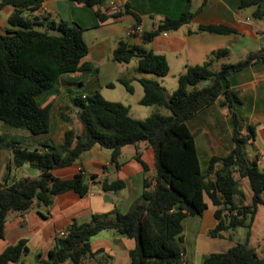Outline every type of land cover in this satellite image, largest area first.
Wrapping results in <instances>:
<instances>
[{
	"label": "trees",
	"instance_id": "1",
	"mask_svg": "<svg viewBox=\"0 0 264 264\" xmlns=\"http://www.w3.org/2000/svg\"><path fill=\"white\" fill-rule=\"evenodd\" d=\"M43 1L0 0V9L4 6L14 8L8 17V23L14 28L0 33V121L32 136L43 137L34 144L23 145L0 134V150L11 151L13 167L29 165L39 171L36 177H22L10 183L6 174L0 181V239L4 236L9 212H25L33 204L48 206L55 195L67 190L81 196L88 192L83 169L67 179L53 175V169L71 165L94 145L108 149L110 164L118 166L124 146L144 142L153 149V176L144 178L143 190L127 212L121 213L116 208L111 213L94 214L86 223L73 221L65 237L56 236L53 249L47 259L40 260L41 264H59L66 260L78 263L84 258H96L103 250H94L90 238L103 230H113L134 239L129 264H180L184 251L181 245L183 221L188 216L201 215L207 200L216 207L217 221L208 235L222 237L224 231L243 227L246 236L243 242L225 251L204 256L202 264H264V259L248 245L258 206L264 205V169L258 167L255 159L249 160L247 146L253 139V126H248V133L239 130L235 106L242 101L228 82L233 72L264 61V48L235 62H222L214 69L216 59L228 55L226 48L216 50L202 64L186 66L177 76L176 88L167 94L156 79L168 74L166 58L141 44L119 41L112 53L116 62L128 63L136 58L140 73L156 77L138 78L143 89L139 103L155 106L158 110L144 119H137L129 114L127 105L107 100L99 91L74 95L60 114L68 125L64 140L53 144L48 137L52 104L41 106L37 97L51 89L62 75L88 71L92 66L82 62L88 54L84 29L77 23L40 13ZM75 1L89 6L103 5L106 15L105 0ZM207 1L202 0L200 8ZM263 2L239 0V8H250L253 18L262 19ZM104 14L97 12L101 21L105 19ZM193 15L190 0H187L177 18H164L153 31H144L142 42L147 43L160 31L177 30L189 23ZM198 31L234 32L222 25H199ZM118 82L128 92L133 91L130 80L120 78ZM214 102L231 117L234 146L224 156L212 155L202 171L195 137L187 122ZM161 108L167 109L169 114H163ZM73 120L81 125L80 132L70 126ZM135 158L146 169L138 154ZM9 170L10 165L6 173ZM90 178L94 180L95 175L91 174ZM243 178L248 180L252 191L248 200L241 190ZM98 183L104 191H119L125 187L121 179H104ZM27 252L26 241L19 240L0 252V264H25L21 256Z\"/></svg>",
	"mask_w": 264,
	"mask_h": 264
},
{
	"label": "crops",
	"instance_id": "2",
	"mask_svg": "<svg viewBox=\"0 0 264 264\" xmlns=\"http://www.w3.org/2000/svg\"><path fill=\"white\" fill-rule=\"evenodd\" d=\"M117 1L122 6V12L110 16L103 13V5L89 6L75 0H44L41 5L40 13L77 23L84 29L83 38L88 46V54L82 62L92 66L88 71L62 75L51 89L37 97L41 106L49 102L52 104L48 137L53 144H60L64 140L68 125L60 118V114L68 99L74 95H90L99 91L105 99L127 105L132 117L138 116L140 112L153 113L158 110L139 103L143 89L138 78L156 77L140 73L136 58L128 63L116 62L112 53L119 41H126L131 45L141 44L166 58L168 74L156 79L166 89L167 94H171L176 88L177 76L186 66L202 64L216 50L226 48L228 55L222 60L235 62L250 52L264 48V17L253 18L252 9L239 8V0H208L202 8V0H190V9L194 13L191 21L177 30L160 31L147 43H143L141 37L129 35L128 32L136 25H141L145 32H151L164 18H177L187 0ZM261 7L264 9V2ZM13 9L12 6L0 9V33L14 28L8 23ZM98 10L105 15L103 21L97 15ZM199 25H222L232 28L234 32L225 34L198 31ZM233 59L235 61H228ZM120 78L130 80L133 87L131 93L118 82ZM228 82L242 101L235 106L239 130L248 133V126H253V139L247 146L249 160L255 159L258 167L264 169V160L259 161L256 158L258 155L264 156V61L233 72L229 75ZM222 120L226 129L223 134V128L217 125ZM187 124L195 137L200 167H206L212 155L224 156L234 146L231 117L220 109L217 102L199 111ZM70 126L76 132L81 130V125L76 120ZM19 131L22 133H16L9 138L23 145L34 144L43 139L41 136H32L25 130ZM126 146L121 150L118 166L110 164V151L94 145L71 165L53 169V175L62 179L71 178L83 169L89 186L88 192L81 196L73 190H67L55 195L48 206L33 204L25 212H9L4 236L0 239V252L23 239L28 252L21 256V261L25 264H41L40 260L47 259L49 251L53 249L56 236L60 231L67 230L73 221L86 223L94 214L111 213L116 208L121 213L127 212L134 199L142 192L144 178L153 176L154 154L152 147L146 143L131 145L129 150H126ZM136 154L145 163L146 169L135 158ZM10 161L11 151L7 148L1 149L0 181L6 174L9 183L22 177L39 175V171L30 170L29 165L13 167ZM8 165L10 170L6 173ZM91 174L95 175L94 180L90 178ZM104 179H121L125 182V187L119 191H104L98 183ZM240 182L241 190L248 200L252 195L248 180L243 178ZM215 209L207 200V207L201 215L184 219L181 235L184 251L180 264H202L204 256L227 250L238 243L233 241L235 233L243 236V241L245 240L246 229L243 227H240L243 232H239L238 228L224 231L222 237L208 235V231L217 222ZM90 245L94 250L102 249L103 253L96 258L81 259L78 263L66 260L59 264H129V251L135 246V241L113 230H103L90 238ZM248 245L258 256V250L264 253V210H260L259 206Z\"/></svg>",
	"mask_w": 264,
	"mask_h": 264
},
{
	"label": "rangeland",
	"instance_id": "3",
	"mask_svg": "<svg viewBox=\"0 0 264 264\" xmlns=\"http://www.w3.org/2000/svg\"><path fill=\"white\" fill-rule=\"evenodd\" d=\"M224 61L225 60H222V59H216V61L213 63V68L214 69H218L219 66H220V64L222 62H224ZM228 61H235V60L233 59V60H228ZM119 88H122V87H119ZM140 108H144V107H140ZM147 108H151L153 110L155 108V106H149ZM160 110H161V112L163 114H169V111L167 109H165V108H161ZM151 113H152V111H149L147 113L140 112V114L138 116H133V117L134 118H137V119H144V118L148 117ZM217 125L218 126H221L223 128L222 129V131H223L222 134L225 133V130H226L225 129V122L222 120V121H220V123L217 122ZM19 130H21V129L13 128V127L8 126V125H6V124H4L3 122L0 121V134H5L8 137H12L16 133H20V132L22 133V131H19ZM39 136H41V135H39ZM140 143L143 144L144 142H140ZM126 148H127L126 150H129V148H131V145H127ZM103 149L109 151L108 149H105V148H103ZM29 168H30V170H37V169L31 168V167H29ZM201 168L204 171L206 169V167H204V166H202ZM259 209L260 210H264V205H259ZM237 230H239V232H243V229H240V227H238ZM235 234L236 235L233 237V241H235V242H242L243 239H244L243 236H240V235L238 236L237 233H235ZM262 246H264V245H262ZM262 249H263V247H262ZM258 254H259L260 257H263L264 258V253L260 252V250H258Z\"/></svg>",
	"mask_w": 264,
	"mask_h": 264
},
{
	"label": "built area",
	"instance_id": "4",
	"mask_svg": "<svg viewBox=\"0 0 264 264\" xmlns=\"http://www.w3.org/2000/svg\"><path fill=\"white\" fill-rule=\"evenodd\" d=\"M105 2L107 4V8H106V12H105L107 15L110 16V15H114V14H117L118 12H120L121 4L119 1H117V0L106 1L105 0ZM144 31L145 30L141 25H136L128 32V34L141 37L142 34L144 33ZM256 158L259 161L264 160L263 155H258V157H256ZM68 232H69L68 230L60 231L58 235L65 237L68 234Z\"/></svg>",
	"mask_w": 264,
	"mask_h": 264
},
{
	"label": "water",
	"instance_id": "5",
	"mask_svg": "<svg viewBox=\"0 0 264 264\" xmlns=\"http://www.w3.org/2000/svg\"><path fill=\"white\" fill-rule=\"evenodd\" d=\"M106 1H109V0H106Z\"/></svg>",
	"mask_w": 264,
	"mask_h": 264
}]
</instances>
